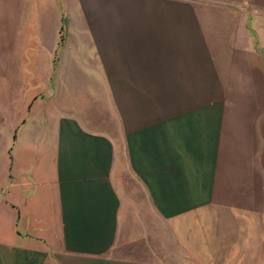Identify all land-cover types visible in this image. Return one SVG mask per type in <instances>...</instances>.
Listing matches in <instances>:
<instances>
[{
	"label": "crops",
	"instance_id": "1",
	"mask_svg": "<svg viewBox=\"0 0 264 264\" xmlns=\"http://www.w3.org/2000/svg\"><path fill=\"white\" fill-rule=\"evenodd\" d=\"M36 12L0 0V264H264V0H68L50 68Z\"/></svg>",
	"mask_w": 264,
	"mask_h": 264
},
{
	"label": "rangeland",
	"instance_id": "2",
	"mask_svg": "<svg viewBox=\"0 0 264 264\" xmlns=\"http://www.w3.org/2000/svg\"><path fill=\"white\" fill-rule=\"evenodd\" d=\"M68 0H36V4H37V12H36V42H35V47H34V50H35V54L37 53V56L38 57H35L32 61L29 60L28 58L25 59V58H18V65H28V66H33V67H41V66H46V67H52L54 66V63H57V60H56V52L55 54H53V56L51 55V58L49 60L47 59H43L41 58V49L42 47H44L43 43H42V40H38V35L41 34L40 32V24L42 23L43 20L40 19V15H41V12L42 11H50V10H55L56 9V13L59 14L60 11H63V9L66 7V2ZM57 18H58V15H57ZM56 30V37L58 36V38H60V41L63 45L64 41H67L69 40V38L71 36H75V30L73 28H66L64 26H62V29H55ZM74 47V46H73ZM54 78V80L52 79ZM57 78H60V77H56V76H50L49 77V84H48V90L52 89L54 92H55V84L57 83L56 80ZM67 79L68 78H65V82H64V87L69 90V91H73V93L75 94V85L76 83H72V81L68 82L67 83ZM71 80V78H70ZM76 80V78H75ZM49 96H50V92H49ZM255 233V232H254Z\"/></svg>",
	"mask_w": 264,
	"mask_h": 264
}]
</instances>
